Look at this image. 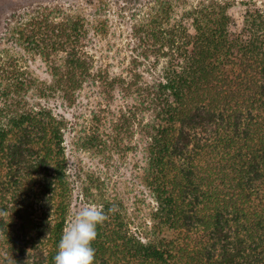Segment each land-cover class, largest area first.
<instances>
[{"label": "trees", "instance_id": "trees-1", "mask_svg": "<svg viewBox=\"0 0 264 264\" xmlns=\"http://www.w3.org/2000/svg\"><path fill=\"white\" fill-rule=\"evenodd\" d=\"M237 3L245 14L234 31ZM103 11L33 6L3 26L0 264H55L73 207L65 145L74 123L46 102L74 107L86 90V144L139 154L148 194L136 203L151 211L134 214L91 177L85 204L109 215L95 264H264V1L157 2L121 44L120 68L99 47L111 28ZM29 57L49 65L50 81Z\"/></svg>", "mask_w": 264, "mask_h": 264}, {"label": "rangeland", "instance_id": "rangeland-1", "mask_svg": "<svg viewBox=\"0 0 264 264\" xmlns=\"http://www.w3.org/2000/svg\"><path fill=\"white\" fill-rule=\"evenodd\" d=\"M162 1L166 0H0V36L3 35V26L7 18H10L14 13L30 12L33 6L83 8L85 15L90 18H92L90 13L103 8L104 11L101 14L107 17L111 28L110 34L106 40L99 43V47L103 48V52L107 54L106 56L113 58V61H111L113 65L120 68L122 60L120 57L122 54L121 44H124L131 37L135 20L141 19L142 14L151 7L156 6L157 2L160 4ZM172 1L176 2V0ZM178 1L182 7L189 8L202 0ZM239 1L242 0H237V2ZM186 3L187 5H185ZM229 13L234 20L232 29L234 31L240 30L245 8L238 4L232 7ZM139 14L141 16H138ZM100 40H97V43ZM5 46L24 54V51L12 41H9ZM29 62L37 77L43 81L51 80L50 67L41 57H29ZM88 93V90L83 91L77 105L74 107L67 106L63 100H49L46 102L56 113L67 117L74 123L73 129L66 134L65 145L69 174L75 184L70 219L83 207L87 206L85 204L87 200L85 193L90 187L91 177H95L101 180L109 197L121 198L130 211L138 214V210H140L143 213L140 215L149 220L151 211L148 206H141V209H139L136 203L141 193L148 194L138 169L139 154L131 152L126 155L113 153L111 156H103V154H99L97 150L86 144L92 134L90 129L94 125L93 122H89L91 119L90 110L93 108V104L88 97ZM92 193L96 194L97 192L93 189ZM147 201L151 202L149 196Z\"/></svg>", "mask_w": 264, "mask_h": 264}, {"label": "clouds", "instance_id": "clouds-1", "mask_svg": "<svg viewBox=\"0 0 264 264\" xmlns=\"http://www.w3.org/2000/svg\"><path fill=\"white\" fill-rule=\"evenodd\" d=\"M115 206L108 210L114 212ZM7 211L0 209V218L7 217ZM109 219L102 207L89 205L83 207L71 218L58 244L55 264H95L93 242L97 239V226H102Z\"/></svg>", "mask_w": 264, "mask_h": 264}]
</instances>
